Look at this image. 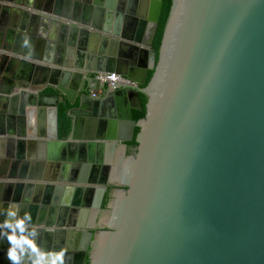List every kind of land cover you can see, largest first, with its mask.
<instances>
[{
  "label": "water",
  "instance_id": "1",
  "mask_svg": "<svg viewBox=\"0 0 264 264\" xmlns=\"http://www.w3.org/2000/svg\"><path fill=\"white\" fill-rule=\"evenodd\" d=\"M1 1L11 3L3 5L14 15L23 6L42 8L36 0ZM52 2L46 12L71 17L63 0ZM85 2L93 5L77 10L62 27L87 36L89 60L75 65L61 57L54 63L49 82L61 93L49 110L47 131L38 132L33 122L16 128L18 136L48 137L54 149L45 158L54 168L41 176L37 163L26 160L20 173L0 171V187L8 183L17 199L25 190V202L32 194L34 202L40 200L42 193L44 224L78 235L82 231L75 227L84 226L86 212L79 221L73 206L68 213L69 187L74 203L86 189L101 210L108 185H115L104 210L105 227L84 234L81 264H264V0H172L158 59L152 51L151 62L139 67L121 57L141 47L125 41L134 38L132 32L119 33L115 22L103 25L104 7L140 4L135 13L150 24L147 37L136 42L148 46L142 48L148 54L163 0ZM47 20L52 33L59 32V20ZM149 66L154 72L146 83ZM74 67L79 71L73 73ZM114 70L137 86L103 94L97 81L96 96L78 95L80 77ZM141 93L147 96L146 114L136 120L132 110L143 108ZM57 100L74 105L66 137L59 135ZM2 119L0 142L7 133ZM133 139L135 150L109 171L106 142ZM53 171L51 179L47 173ZM88 182L99 185L85 186ZM30 215V223L43 222ZM6 218L0 216V222Z\"/></svg>",
  "mask_w": 264,
  "mask_h": 264
},
{
  "label": "crops",
  "instance_id": "2",
  "mask_svg": "<svg viewBox=\"0 0 264 264\" xmlns=\"http://www.w3.org/2000/svg\"><path fill=\"white\" fill-rule=\"evenodd\" d=\"M35 2L40 4L42 8L23 6L19 15H14V12L11 11L6 15L7 9L0 5V20L5 19V23H7V32L3 36L0 35V76L3 78L2 83L0 82V88L3 86L6 89L0 90V117L3 118L2 122L7 132L6 139L0 142V171L6 169L10 172L14 168L20 173L25 161L29 160L32 163H37L35 168L40 169L41 176H43L45 168L47 171H52L54 168L51 160H49V164V161L47 162V158H45V155L49 154V151L53 150L54 147L48 144V137L18 136L16 128L21 123L28 125L29 122H33L36 124L35 128L38 132L40 129L42 131L48 130L50 124L49 110L54 105V100L58 94L61 93L55 85L49 82L52 68L58 67L54 63L59 58L64 57L70 59L73 64L78 65L85 64L90 58L88 57L90 47L87 36L82 34L81 31L76 32L71 28H65L63 32L62 22L71 23L73 21L72 16L75 15L77 10H84L93 4H85V0H63V10L70 9L69 14L71 16L65 18L63 15L53 16L46 12L45 7L49 0H36ZM52 4H57V0H53ZM114 6L115 8L104 7L101 16L103 25H114L115 22L119 33L132 32L134 38L125 41H131L134 46L141 47L140 50H136V53L126 52L121 59L133 63L136 67L141 65L139 63L151 62L153 48L150 53L145 54L142 48H148V46L142 42H136V38L145 39L147 37L150 24L148 18L142 22L143 19L136 15L135 12L140 11L138 9L140 4H114ZM150 13L151 6L148 4L145 14L148 17ZM48 16L59 20L57 29L59 32H56V34L52 33V22L47 20ZM116 19H118L117 22ZM104 34L107 33L104 32ZM73 69V73L79 71L78 68L74 67ZM86 77L82 76L77 81L79 86L78 95L84 91H89ZM102 91L105 94L107 89L102 88ZM60 103L58 101V106ZM26 124L25 129L27 131ZM20 141H23L22 144L19 143ZM103 152L105 164L113 168L129 153L128 142L122 140L107 141ZM69 162L70 164L74 163L72 160ZM47 174L51 179L55 177L54 171ZM31 181L35 183L43 182V180L38 181L36 179ZM7 184L5 183L2 188L0 187V216L7 217L6 214L9 210H15L17 216L22 217L26 212L30 215L33 210L34 219L43 221V224L40 223L39 225L33 222H28L26 225L27 228H31L36 233L34 237L36 246L45 253L63 249L64 264H81L82 248L86 239L84 234H86V231H93L96 228L98 216L101 212V210L95 209L92 204L94 195H88L85 189L79 194L74 203V191L71 187L65 194L64 202L70 206L68 213L71 214L73 206L72 214L76 221L82 219V212H86L84 226L81 228L75 227L81 230L82 233L75 235L74 233L71 234L67 227L46 226L44 224L47 219V209L43 207L44 195L42 193L40 200L34 202V194H32L25 202L23 199L25 190L20 196L21 198L17 199L16 189L6 186ZM66 184L72 185L73 183L68 181ZM84 185L95 187L99 184L88 182ZM33 191H36V188H33ZM34 205L37 207L34 208ZM30 217L33 218L31 215ZM7 247L8 241L0 237V264H11L6 256ZM24 263L28 264L27 260Z\"/></svg>",
  "mask_w": 264,
  "mask_h": 264
},
{
  "label": "clouds",
  "instance_id": "3",
  "mask_svg": "<svg viewBox=\"0 0 264 264\" xmlns=\"http://www.w3.org/2000/svg\"><path fill=\"white\" fill-rule=\"evenodd\" d=\"M7 217L0 222V237L8 241L6 256L11 264H64V250L45 253L38 248L34 242L35 231L27 228L31 221L30 215L26 212L18 217L15 210H9Z\"/></svg>",
  "mask_w": 264,
  "mask_h": 264
},
{
  "label": "trees",
  "instance_id": "4",
  "mask_svg": "<svg viewBox=\"0 0 264 264\" xmlns=\"http://www.w3.org/2000/svg\"><path fill=\"white\" fill-rule=\"evenodd\" d=\"M172 6V0H163V6H162V11L160 15V20H159V27L155 36L154 44H153V51L156 52L158 59V52H159V47L162 41L163 37V31L167 22V19L170 14ZM154 72V67H150L148 70V75H147V80L146 83L151 79L152 75ZM145 83V84H146ZM141 100L143 104L142 109H134L133 111V117L134 119L138 120L146 114V102H147V96L144 93H141ZM71 107V104L68 102H61L58 106V114H59V135L61 137H66L70 131L71 127V122H72V117L69 114V109ZM139 131V127H136V134ZM137 146V141L136 139H133L132 141L128 142V151L131 153L135 150ZM115 187V185L111 184L108 186L104 199H103V204H102V212L108 207L109 202L112 199V190Z\"/></svg>",
  "mask_w": 264,
  "mask_h": 264
},
{
  "label": "built area",
  "instance_id": "5",
  "mask_svg": "<svg viewBox=\"0 0 264 264\" xmlns=\"http://www.w3.org/2000/svg\"><path fill=\"white\" fill-rule=\"evenodd\" d=\"M88 89L93 96L97 93V81H100L101 86L105 89H116L122 86L135 88L137 82L133 79L121 75L116 71L112 72H93L87 75Z\"/></svg>",
  "mask_w": 264,
  "mask_h": 264
},
{
  "label": "flooded vegetation",
  "instance_id": "6",
  "mask_svg": "<svg viewBox=\"0 0 264 264\" xmlns=\"http://www.w3.org/2000/svg\"><path fill=\"white\" fill-rule=\"evenodd\" d=\"M11 4V3H8V2H5V1H1L0 0V5H1V7H4V5H2V4ZM5 8V7H4ZM13 10V9H12ZM12 10H6L7 11V14L6 15H8V12L9 11H11V12H13ZM7 23H5V19H2V20H0V35L1 36H3L6 32H7ZM61 137V136H60ZM109 167V171H111V169H112V167H110V166H108ZM103 168H107V166H103ZM111 168V169H110ZM103 170V169H102ZM100 177L102 178V174L98 177V179H100ZM112 183H110L109 185H111ZM108 185V186H109ZM115 188V187H114ZM113 188V189H114ZM32 213L34 212L33 210L31 211ZM104 216H105V213H104V211L102 212V209H101V212L99 213V216H98V225L96 226V228L94 229V231L96 230V229H99V228H104L105 227V224H104V222H103V219H104ZM38 221V220H37ZM41 223V222H40ZM41 224H43V223H41ZM37 225H39V224H37ZM86 263H87V260H86ZM24 264H26V263H24Z\"/></svg>",
  "mask_w": 264,
  "mask_h": 264
}]
</instances>
